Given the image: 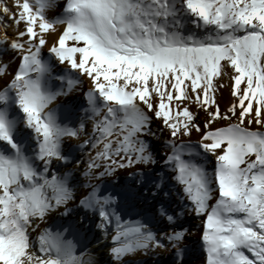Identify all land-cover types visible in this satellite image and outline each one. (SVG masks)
Instances as JSON below:
<instances>
[{
	"label": "snow or ice",
	"instance_id": "snow-or-ice-1",
	"mask_svg": "<svg viewBox=\"0 0 264 264\" xmlns=\"http://www.w3.org/2000/svg\"><path fill=\"white\" fill-rule=\"evenodd\" d=\"M59 2L0 0V264H95L88 222L112 230L109 264H184L185 215L206 264H264V0H64L49 18ZM145 189L151 219L125 221Z\"/></svg>",
	"mask_w": 264,
	"mask_h": 264
},
{
	"label": "rangeland",
	"instance_id": "rangeland-1",
	"mask_svg": "<svg viewBox=\"0 0 264 264\" xmlns=\"http://www.w3.org/2000/svg\"><path fill=\"white\" fill-rule=\"evenodd\" d=\"M3 2L6 3L10 8H12V6L15 4L16 0H3ZM63 4H64V0H60L59 6L56 7L55 9L49 10L46 13V15L49 18H53V17L59 15V13H57L56 11H57L58 8L60 9L61 7H63ZM13 10H16V9H13ZM2 16H3V13L0 12V17H2ZM4 19H7V18L4 17ZM9 23H10V21H9ZM22 27H23V25H21V28ZM4 29H5V27H4ZM7 31L9 32L10 35H14L15 32H16V29L8 28ZM3 38H4V36L1 35V32H0V40H2ZM44 58L46 60L49 58L47 49H45V51H44ZM5 59H7V57H5ZM53 67H54L55 72H60L62 66L54 63ZM12 68L14 69L15 65H12ZM56 84H57V86H59V82L56 81L55 79L49 81V86L53 90H55L57 88V87H55ZM83 86H84L85 91H87L88 88H89V82L86 79H84V81H83ZM227 96H228V94L227 95L225 94V96H224V100H223V104H222L223 108L226 107V103L228 102L229 98ZM63 102H64V98L61 97L51 107H53L57 103L62 104ZM13 112H14L13 113L14 115H18V113H16L14 110H13ZM26 143H30V142L26 141ZM72 143H76V142L73 141ZM66 144H67V142H66ZM28 151L30 153L31 152V148H29ZM65 170L66 169L62 168L59 163H57L54 166V168H53V171L63 172ZM122 181H124V183L127 186H130V182L125 177H121L120 183H122ZM165 182L168 183L167 177L165 178ZM170 187H171V184H170ZM83 191H86V190L85 189H80L78 193H82ZM172 193H173L172 196L167 198V199H168V201L171 202V209L172 210H178L179 209V198L176 196L174 188L172 189ZM137 200H135V203H134L135 205L140 203L139 199H137ZM134 204H132L126 210V212L124 214V220L125 221H127V220H133L134 221L136 219H141V218L151 219V216H152V214L154 212V206L156 205L155 201L153 202L152 206L149 209H146V211H145L144 208H142L140 206H134ZM130 208H131V210H130ZM56 215H59V214L58 213L54 214V216H56ZM73 219H76V218H73ZM189 219H192V217L189 216V215H185L184 217L181 218V223L183 224L184 228L188 230V232L191 230ZM51 221H52V218H49V223L51 224L52 231L55 232V231L58 230V225L63 223L64 220H63V218H57L56 217L55 223H52ZM89 230H91V231H89ZM82 232H83L84 235H81V237L79 239L80 248L78 250L79 251L81 249L86 250L89 253V255H91V257L95 260V264H104L105 262H103L102 258H99V256L96 254V249H92L91 243H93L94 241H97V240L98 241H105V244L107 246H109L110 243H111V236L113 234L112 230H109V233H108L107 237H103L102 234L99 233L94 227H92L90 222H88V223L85 224L84 229H83ZM89 232H91V234H89ZM196 235L198 236V233H196ZM33 236H35V233L33 234ZM85 237H86L87 241L84 240ZM189 240H190V237L187 236L186 242H190ZM85 246H86V249H85ZM165 253H167V251H158L157 253H154V254L150 253L149 255H146V256L142 255V254H137L136 256L130 257L129 259H131L133 262H137V263L142 262V261H149L150 262L153 259L158 261L161 258V256L164 255ZM104 256H106V255H104ZM186 256L187 257H183L184 264H193V263L197 264L198 263V260L193 255L186 254ZM88 258H89L88 255L84 256V259H88ZM199 264H206V259L201 260Z\"/></svg>",
	"mask_w": 264,
	"mask_h": 264
},
{
	"label": "bare ground",
	"instance_id": "bare-ground-1",
	"mask_svg": "<svg viewBox=\"0 0 264 264\" xmlns=\"http://www.w3.org/2000/svg\"><path fill=\"white\" fill-rule=\"evenodd\" d=\"M62 8L63 7H61L60 9L58 8L56 12L60 14L62 12ZM4 31H5L4 27L0 26V32H1V35H3V36H4ZM225 83H228V81L225 80ZM55 87H58L57 84L55 85ZM83 90L85 91L84 86H83ZM225 94L226 95L228 94V89L224 90V95H223V97L220 98V106H221L222 110L224 109L222 107V104H223V100H224ZM80 97H81V93L77 92V93H75L73 95V97H70L69 99L72 100L73 103L79 104ZM227 97L229 98V94H228ZM57 105H60V103L55 104L52 108H56ZM226 105H227V103H226ZM65 110L66 109L63 108V107L60 108V110H59L60 114H63L65 112ZM200 119L202 121L203 117L201 116ZM153 131H156L158 135L160 134V132L157 129L155 124L153 125ZM197 135L198 134H193V136H192V141L193 142H195V140L197 139ZM165 138H167L166 134H165ZM76 154L79 155V153H76ZM214 163H215L214 160H210L209 161L208 167H209L210 171L214 167ZM161 164H162V162H161ZM156 167H160V166H156ZM121 184H123L125 187H128L124 183V181H122ZM78 195H79V193H78ZM144 197H148V199H145ZM137 199H139L140 203L135 205L134 203H135V200H137ZM153 202L154 201L151 199L147 189H145L144 193L141 194L140 197L134 198L130 202V206L132 204H134V206H140V207L144 208L145 211H146V209H149L152 206ZM130 210H131V208H130ZM189 216H191V215H189ZM55 217L60 218L59 215H56ZM191 217H192V219H189L191 230L189 231V234H188V237H190V240H189L190 242H186L184 247L181 249V251L183 252V257H187L186 254L193 255L198 260V263L197 262L196 263L199 264L201 260L206 259V253L203 251L202 240L200 238L201 237V232H202V225H201V222H200L199 219H196L193 216H191ZM73 218H76V217H73ZM64 219H66V218H63V220ZM89 231H91V230H89ZM196 233H198V236L196 235ZM89 234H91V232H89ZM81 235H84L82 231L80 232L78 239H80ZM84 240L87 241V239H84ZM91 247H92V249H96V254L99 256V258H102L103 262H105L104 264H109L110 257L108 255V246L105 244V241H98V240L94 241L93 243H91ZM175 251H176L175 249H171V248L168 249L167 253L162 255L161 258L158 261L153 259L150 262L149 261H142V262H139V263L133 262V264H173V260H176L177 264H179V259H177V257L174 255ZM79 252L80 251L78 250V254H79ZM104 255H106V256H104ZM193 264H195V263H193Z\"/></svg>",
	"mask_w": 264,
	"mask_h": 264
}]
</instances>
